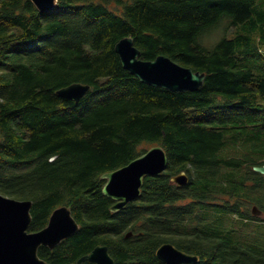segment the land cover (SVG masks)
Listing matches in <instances>:
<instances>
[{"label": "trees", "instance_id": "obj_1", "mask_svg": "<svg viewBox=\"0 0 264 264\" xmlns=\"http://www.w3.org/2000/svg\"><path fill=\"white\" fill-rule=\"evenodd\" d=\"M123 37L143 59L165 54L206 72L203 86L142 82L115 51ZM72 82L91 85L79 102L57 94ZM145 143L164 147L167 168L113 212L101 175ZM259 164L264 0H58L45 11L0 0V192L33 200L29 231L62 205L80 224L40 247L47 264H80L99 244L115 264H168L156 255L166 241L198 254L197 264H264V217L253 214L256 204L264 213ZM183 170L190 181L180 186L171 176Z\"/></svg>", "mask_w": 264, "mask_h": 264}, {"label": "water", "instance_id": "obj_2", "mask_svg": "<svg viewBox=\"0 0 264 264\" xmlns=\"http://www.w3.org/2000/svg\"><path fill=\"white\" fill-rule=\"evenodd\" d=\"M40 11L53 9L58 0H32ZM122 66L142 82L163 87L171 91H195L200 89L207 77L206 72L194 70L160 54L154 59L141 58V50L133 37H123L115 44ZM91 90V85L72 82L57 90L60 96L79 102ZM168 154L161 144L151 146L129 163L101 175L105 179L102 191L116 202L110 207L117 212L137 199L142 193L144 179L149 175L162 174L168 165ZM253 169L264 174V164ZM171 180L182 186L190 181L186 171L172 175ZM32 199H19L0 192V264H47L39 255L41 246L54 248L63 240L74 235L80 228L79 222L68 205L54 209L48 224L38 231H29L32 223ZM263 211L256 204L254 215ZM132 232L128 233V236ZM156 255L168 264H197L200 256L188 252L176 244L166 241L156 250ZM89 260L95 264H115L106 244L97 245L91 252L78 259V263Z\"/></svg>", "mask_w": 264, "mask_h": 264}, {"label": "rangeland", "instance_id": "obj_3", "mask_svg": "<svg viewBox=\"0 0 264 264\" xmlns=\"http://www.w3.org/2000/svg\"><path fill=\"white\" fill-rule=\"evenodd\" d=\"M233 34H234V31H233V30H230V31L228 32V35H230V36L233 35ZM150 146H151V145L145 143V144H143L141 147L149 149ZM261 217H264V213L261 215Z\"/></svg>", "mask_w": 264, "mask_h": 264}]
</instances>
